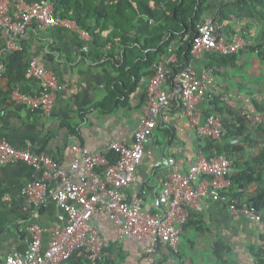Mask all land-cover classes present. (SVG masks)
Here are the masks:
<instances>
[{
    "label": "crops",
    "instance_id": "crops-1",
    "mask_svg": "<svg viewBox=\"0 0 264 264\" xmlns=\"http://www.w3.org/2000/svg\"><path fill=\"white\" fill-rule=\"evenodd\" d=\"M10 1L11 13L15 15L37 0ZM226 2L209 0L206 15L216 17ZM237 6L240 9L243 5ZM259 11L257 8L256 12ZM60 19L64 23L59 26L34 24L21 42L28 59H36L40 65L54 71L60 80L62 89L57 93L53 116L47 118L41 112H32L11 99L14 89L35 94L39 83L34 78L26 75L23 80L12 83L4 75L0 78V139L9 140L20 150L52 155L70 169L74 159L73 145L92 151L111 140L129 144L134 141L135 132L146 116L147 89L152 72L154 74L153 67L145 65L147 53L154 49H146L143 45H146L147 33L155 26L148 16H139L127 34L128 45L121 38L105 39L99 45L93 37L87 43L74 20ZM224 22L228 39L248 32L256 43V51L244 49L226 62L215 61L212 59L214 52L204 51L193 61L199 72L214 63L215 82L209 94L222 97L217 115L224 123L231 125L237 115L246 116L245 130L226 135L220 144L230 146L225 156L228 155L232 162V175H239L250 167L260 171L259 181L245 187L251 200L264 187V164L261 163L264 160H260L264 155V129L260 126L264 120L254 123L247 118V114L264 115L255 106V103H264V49L260 47L264 42V16L250 17L243 11L242 17ZM5 44L6 37L0 29V48ZM86 45L89 50L84 52L82 49ZM127 46L135 53L130 59L132 65L122 68V54ZM164 56L161 54L158 60ZM111 88L117 90L119 104L105 110L102 103ZM224 97L228 101L223 100ZM211 106V101L204 100L200 104L202 122ZM204 138L196 133L182 106L173 101L161 112L154 137L146 144L136 181L126 190L128 201L139 200L145 210H153L154 198L163 181L174 172L187 171L204 154L201 152L206 143ZM233 145L237 148H232ZM42 177V169L22 161L0 164V253L3 258L28 250L31 238L25 227L29 223H39L45 229L46 239L60 224L62 210L55 202H50L35 215L26 209L23 189L28 182ZM92 222L105 240V252L113 255L107 263L148 264V238L121 239L119 228L103 212L95 214ZM217 243L229 247L222 258L215 252ZM259 249L264 250V221L232 214L226 203L206 198L203 211L192 212L184 228L179 253L166 245L161 246L158 264H224L225 261L227 264H256L255 251Z\"/></svg>",
    "mask_w": 264,
    "mask_h": 264
},
{
    "label": "built area",
    "instance_id": "built-area-1",
    "mask_svg": "<svg viewBox=\"0 0 264 264\" xmlns=\"http://www.w3.org/2000/svg\"><path fill=\"white\" fill-rule=\"evenodd\" d=\"M10 0H0V29L6 44L0 48V78L6 73V55L23 50L22 40L34 24L59 26L63 22L56 16L54 0H37L17 14L10 10ZM197 34H189L172 41L165 56L155 62L154 74L147 89V111L129 144L111 140L98 150L73 145V162L65 168L52 155H41L28 149H17L5 138L0 139V164L25 162L43 170V177L28 182L23 189L26 209L31 215L55 202L62 210L60 224L51 230L49 239L45 229L37 222L29 223L25 230L31 241L24 254H8L0 264H72L83 259L85 264L106 263L113 255L105 252V240L99 228L93 224L95 214L103 212L119 228L120 238L149 239L146 250L148 264H158L159 249L166 245L175 253L180 251L181 235L192 212H202L204 200L211 198L228 205L232 214L250 220L264 221L259 211L248 199L244 187H236L232 180V162L225 155L199 159L185 172H174L162 183L154 198L151 211L145 210L139 200L129 202L126 190L137 178L146 144L154 137L161 112L178 102L189 117L192 127L200 137L222 139L227 130L217 114L207 115L201 121L200 104L211 101L210 88L215 82L211 69L199 72L194 59L204 51L220 55H234L256 45L248 32L235 34L228 39L225 22L215 16L205 15L197 26ZM87 43L92 41L88 31L79 28ZM191 42L192 61L176 71L179 50L185 42ZM259 45V44H258ZM264 49V42L260 43ZM89 50L86 45L82 49ZM28 76L39 83V90L30 94L20 89L12 91L11 99L32 112H41L47 118L53 116L57 93L62 85L57 74L31 59ZM223 100L228 101L227 97ZM254 123H261L264 115L247 114ZM112 154L116 160H112Z\"/></svg>",
    "mask_w": 264,
    "mask_h": 264
},
{
    "label": "trees",
    "instance_id": "trees-1",
    "mask_svg": "<svg viewBox=\"0 0 264 264\" xmlns=\"http://www.w3.org/2000/svg\"><path fill=\"white\" fill-rule=\"evenodd\" d=\"M56 6V16L63 19L74 20L78 26L91 33L95 43L101 45L103 40H113L114 38H121V41L127 44V34L134 28L135 20L142 15L154 23V29L147 33L146 49H154L149 51L146 55V66L152 68L158 57L166 52V47L174 40L189 34L191 39H194L197 34V26L206 15V8L209 0H54ZM243 5L238 9L237 5ZM253 6V7H252ZM259 8L261 11L256 12ZM247 13L250 17L260 14L264 16V0H227L224 6L220 9L215 17L219 22L225 20L235 19L242 17V12ZM114 30H110V28ZM229 32V29H227ZM159 33V34H158ZM139 41V39H137ZM251 51H256L257 46L250 47ZM135 51L127 48L122 54L123 66L132 65L130 59L134 56ZM179 62L175 65V70L178 71L184 68L189 62L192 61L191 42H185L179 50ZM236 57L234 55H220L213 54L212 59L215 61H230ZM139 58V54L136 56ZM30 59L27 58L26 50H18L9 52L6 56V73L10 82L15 83L23 80L27 74ZM138 65V64H137ZM134 67V66H133ZM136 67V66H135ZM208 69L213 70L215 74L214 63H211ZM153 75V72H152ZM140 79V75H137ZM112 83L115 84V81ZM117 87V86H116ZM119 94L117 90L112 89L109 96L102 103L105 110L109 107L113 108L119 104ZM222 97H212L211 108L207 112L210 114H217L222 104ZM111 104V106H110ZM256 110L264 113V103H255ZM246 116H236L234 123L228 125L225 123L227 130L226 135L241 133L246 128ZM261 128L264 129V122L261 123ZM225 135V136H226ZM224 136V137H225ZM205 145H202L201 152L208 158L225 155L229 147L221 146L220 140L211 137H205ZM232 148H237L233 145ZM228 156V155H226ZM264 160V155L260 156V160ZM112 160H116V155L112 154ZM264 164V161H261ZM260 171L250 167L239 175H232L234 188L231 193H235L236 187H246L253 181H259ZM264 172V171H263ZM250 202L261 212H264V187H261L258 194L250 200ZM227 247L223 243H217L215 252L218 257L222 255ZM256 264H264V250L259 249L255 251ZM75 259V258H74ZM72 260V264H85L83 259ZM110 264V263H103ZM184 264V263H181ZM227 264V261L224 262Z\"/></svg>",
    "mask_w": 264,
    "mask_h": 264
},
{
    "label": "rangeland",
    "instance_id": "rangeland-1",
    "mask_svg": "<svg viewBox=\"0 0 264 264\" xmlns=\"http://www.w3.org/2000/svg\"><path fill=\"white\" fill-rule=\"evenodd\" d=\"M256 55H259V54H256Z\"/></svg>",
    "mask_w": 264,
    "mask_h": 264
}]
</instances>
